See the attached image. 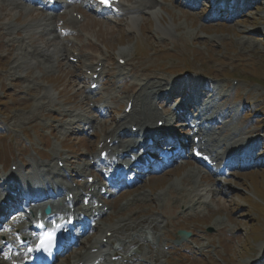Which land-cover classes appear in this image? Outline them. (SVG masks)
<instances>
[{"label": "rangeland", "instance_id": "374dc122", "mask_svg": "<svg viewBox=\"0 0 264 264\" xmlns=\"http://www.w3.org/2000/svg\"><path fill=\"white\" fill-rule=\"evenodd\" d=\"M122 1L133 4L135 0ZM155 1L164 8L158 10L159 17L143 12L124 15L116 22L83 12L78 4L68 11L75 10L72 15L83 12L84 19L77 23L69 18L68 25L74 33L59 37L57 20H64V15L51 17L45 23L41 21L44 11H36V8L26 11L17 7L16 0H0V175L14 167L18 169L19 159L23 167L31 168L27 172L38 170L36 164L54 165V157L59 159L57 153L75 162L73 168L79 171L78 159L86 160L91 153H96V142L114 127L124 111V97L135 95L136 98L138 85L147 79L148 82L174 80L179 86L183 75H188L187 87L194 88L198 87L193 84L195 81L207 79L212 90L217 88L225 96L228 94L220 102L222 110H239L234 125L230 120L234 114L212 124L230 121L231 127L220 125L229 135V128H234L241 137L245 135L243 132L264 133V0H240V5L236 3L235 18L230 21L226 16L216 23L209 20L210 0H197L194 7L181 4L186 0ZM41 46L53 51L48 59H55L59 49L61 53L56 55L59 60L56 58L50 65L51 61L35 52ZM80 46V55L75 58L78 62H70L67 56L78 53ZM118 58L125 60L126 65L121 67ZM98 61H101L98 65H103L102 82L93 97L85 100L89 94L84 89H88L89 83L85 82L83 67ZM121 69L124 75L118 76L123 74ZM169 84L172 86V82ZM212 94L217 97L215 92ZM153 97L157 98L158 94ZM104 99L106 111L98 115L93 109L102 106L98 101ZM154 102L153 108L155 105L161 111L162 105ZM209 112L213 113L214 109ZM74 113L107 125L98 136H87L88 127L92 126L75 123L70 118ZM221 136L226 137L227 133ZM51 150L56 154L54 157ZM32 163H36L33 166L36 168L31 167ZM184 163L108 199L107 215L101 219V225H112L121 217L159 216L165 224L157 232L159 249L164 255L157 258V264H264V167L237 172L227 179L218 178L229 186L228 192L214 193L209 198V211L180 216L184 210L175 201L180 194L173 190L175 184H182L184 175L191 176L188 171L196 168L202 175L200 185L212 183V177L198 164L190 160ZM7 174L0 178L8 179L13 172ZM86 174L79 179L84 181ZM236 174L239 176L235 177ZM184 180L187 184L184 183V190L189 189L190 180ZM200 190L206 196L210 194L204 188ZM164 191L169 196L162 199L163 203L154 199ZM142 192L151 200L130 203L126 210L120 208ZM217 223L221 224L220 229H217L219 225L215 228ZM97 228L92 237L96 236ZM178 229L190 230L193 238L180 241L175 233ZM197 241L203 248L196 249ZM165 243L168 244L164 246ZM133 250H138V246Z\"/></svg>", "mask_w": 264, "mask_h": 264}, {"label": "bare ground", "instance_id": "6f19581e", "mask_svg": "<svg viewBox=\"0 0 264 264\" xmlns=\"http://www.w3.org/2000/svg\"><path fill=\"white\" fill-rule=\"evenodd\" d=\"M16 2L19 4L18 0H16ZM73 3H77V0H74ZM13 4L15 6H17L15 2H13ZM83 4H84V2H83ZM17 7L19 9H24L26 11H29V9H28L29 7H26L23 4H19V6H17ZM161 9L163 10L164 8L162 7V5L160 3L156 2L155 0H147V1L135 0L134 3L131 5H127V4L121 5V10L126 12V14L145 12V10H146L148 12V14L149 13L151 15L153 14L155 18L159 17L160 12L158 10H161ZM74 11L75 10L70 9L66 14H70V13L72 14V12H74ZM50 18L51 17L44 16L41 21H45V23H48ZM70 18L73 19L72 17H70ZM77 23H78V21H77ZM63 27L65 28V26H63ZM166 29H168V28H166ZM42 45H44V44H42ZM61 45H64L67 48V46L64 43H62ZM35 52H36V54H39L42 57L46 58L48 62L51 61V63H49L50 65L54 64L57 59L59 60V56H56V55L61 53L58 49L56 51L57 54L54 55L55 59H48L50 57V55H52L53 51L49 52V49H47L45 46L39 47V49L35 50ZM62 52H64V50ZM70 56L76 57L77 54H74V52H72L70 54ZM99 62H101V61H98L95 65L94 64L84 65L83 68L85 69V72L90 70L91 75L97 74L96 69H94V68H95V66H96V68L99 66L98 65ZM50 68H52V67L50 66ZM139 68H140V66H139ZM131 70H132V68H131ZM142 71H144V70H142ZM99 74L101 75V71L99 72ZM147 80H145L144 82H142L138 85L139 91H138V95L136 96V98H135V95L131 98H129V97L125 98L124 97L125 107H126V104L131 103V110L128 114L123 112L121 118L118 121L114 122V127L111 130L107 131L97 141L98 144L103 143V149H105V150L110 149L112 152L113 151L115 152V150L119 146H122L123 149L121 150V152H124V151L126 152V151H128L129 148L133 149V147H136L135 146L136 143H133L132 145H130V144L128 145V140H127V137H128L127 135H130L133 133V130H132L133 127L136 128L137 131L135 132V134L139 139L143 136H147L152 131L163 129V127L157 128L158 127L157 123L159 121H161L163 124L166 123L165 112L164 111L159 112L156 109L155 105L153 108V104H152L154 101L153 94L154 95L159 94V96H158V99H159L161 94H165L167 92H170V90H172L174 92L178 86H176L174 84V80H172V81L164 80L165 82H163L162 79L156 80L154 82H148ZM151 81H153V80H151ZM93 82L94 81L90 82L89 85H91ZM168 82L169 83L172 82V86ZM200 84L203 86V83H200ZM204 89L206 91H203L202 94H200L199 101L205 97V94H211V91L208 90L207 86L204 87ZM85 91L89 94V95H87L85 93L86 96L84 97V99L87 100L90 97V95H92L93 91H91L89 88L84 89V92ZM185 91L188 92L189 90L186 89ZM190 91H192V90H190ZM212 96L214 98H216L215 94H212ZM104 103H105V101H102V105H104ZM192 105H194V103ZM103 107L104 106L98 107L96 112L97 113H104L106 110L103 109ZM210 109H214V112L210 113L209 112ZM200 111L202 112L204 118L206 120H209L210 123L217 122L219 120H222L223 118L225 119L226 116L229 117L230 114L235 115L237 113L236 110H231V109L220 112L218 108H214V106L210 105V104H206ZM222 115H224V117ZM70 118H72L75 123H78V121H79L84 125H87L88 122L90 121V118L88 116H86L84 114L82 115L81 113H78L77 115H75V113H74V115L70 116ZM190 122L200 123L199 119L197 117L195 118L194 116H192V120H190ZM229 123H230V121L227 122L224 120L223 122H220L219 125H221L222 128H227ZM231 124H232V121H231ZM230 127H231V125H230ZM63 128L65 129L66 126L64 125ZM100 128H102V126H100ZM229 130H231L230 135L228 134L227 137H222V136H220V133H217V134L211 133L209 131V128H207V127H203V128L200 127L199 132L196 134V136L198 135V136H201L202 138L205 137V143L208 146L207 149L211 152V154L215 158H218V156H219V162H220L221 166H222V163L226 157H228L230 161L239 160L240 166H241L248 159H246V158L240 159L235 154H233L231 151L228 152L227 149L235 148L237 146H243L249 150H254L255 148H257V143L254 142L253 140H249V139H239L238 137L241 134H239L234 128H229ZM189 131L191 132V130H189ZM120 132H123L124 134H120ZM226 138H228V139H226ZM108 139L110 140L109 142H107ZM115 141H118V144L110 146V143L115 142ZM123 143H125V145ZM209 143H211V144L209 145ZM209 147H211L212 149ZM220 147H222V149H221L222 152L219 150ZM99 154H100V152H97V156H99ZM90 155L92 156L90 159L95 160V158H93L94 153H91ZM87 159L86 160L79 159V161L81 163L80 164L81 168L79 169V171H77L76 168H73L75 165L74 162H72L71 160H69L67 158H59L58 159L57 156H55L53 159L56 161L54 165H51L50 163H46V164H36L37 162L34 164L32 163L31 167L35 166V164H36V167H39L41 169H47V172H45L42 175L25 174L23 179L25 181H28V183L33 179H37L38 180L37 185H39V184H43L40 182H46L49 180V178L47 177L49 174L53 175L54 177H58V178L61 177L64 180L63 183L65 185H67L68 193L73 194L74 204H77V206H79L83 200V196L80 193L81 191H85V192H89V193L94 194V192L91 189L95 185H87L86 179L91 176L90 171L95 166H94V164L91 165L89 159L88 160ZM252 159H255V157L253 156ZM59 162L63 163L62 168L57 167ZM68 172H71V176H73V178H82L81 177L82 174H84L86 172H89V173L84 176L85 181L83 184H81V185L77 184L76 186H73L71 181H74V180H71L69 183L65 182L69 177ZM188 172L191 173L192 175L188 176V177L184 175V178H182L183 183L180 185H178V183H177L173 187L174 188L173 190L180 192L179 197L176 198V200H175L176 202L179 201L182 209L184 210V211L180 212V214H179L180 216L187 215V213H190L193 211L194 212H197V211L207 212V211H209V209H208L209 198L213 196L214 192L216 195H224L226 192H228V189H229L228 185L225 186L224 183H221V181H219L218 177L222 175V174H220L219 171L216 173H213V180H212V183L210 186H208V185L203 186V185L199 184L202 180V175H201V172L199 169L189 170ZM7 175H9V174H7ZM15 176H16V173L13 172L12 177H8V179H2L3 184L10 185V184L14 183L15 182L14 181ZM186 178H188V180H190V183L192 184V186L189 189L184 190V187H185L184 183L186 184L184 179H186ZM197 181H198V183H197ZM15 183L17 185L16 188H20L22 193H24L25 184L24 183L20 184V182H18V181H16ZM179 183H181V181ZM84 185L86 186V188L84 187ZM170 186H172V185H170ZM49 187L53 188V180L48 184L47 188H49ZM16 188H13L12 191H16ZM37 188H39V187H37ZM200 188H204L205 192L210 191V194L208 196H206V193L202 194L201 193L202 190H200ZM182 192H185V194H183ZM162 193H167V191L161 192L160 194L157 195L156 198L154 197V199H157L158 201L162 202V199L164 201L166 199V197L169 196L168 193L166 195H163ZM45 194L46 193H41L40 196H44ZM63 194L64 193H62V195L61 194L57 195V196L55 195L54 199L58 198V197H61V199H62ZM0 195L2 196L0 198V201L4 200V203L9 204L8 203L9 197L7 200L5 197H3L4 194L1 190V188H0ZM24 195L30 196L29 192H26ZM37 196L38 195H36L35 197H32V199H35ZM80 196H81V198H79ZM149 197L150 196L147 195L146 193H143V192L139 193L138 195L134 196L131 200H128L127 202H125L123 207H126L131 202H137V201H141L144 199L148 200V199H150ZM25 198L26 197H24V199ZM184 198H186V199L188 198V200H186ZM0 205H1V202H0ZM26 207H29V205ZM120 208L123 209L122 207H120ZM103 215H106V213L101 212L102 217H103ZM163 221L160 219L159 216H154V215H152L150 217L146 216V217L136 218V219H132L131 217L130 218L121 217L119 219H116V221L112 225H108V224L101 225V220H99V223H98L99 227L96 230V236L94 234V236L91 239L86 238L85 244H84L82 250L79 252H73V255H72L69 262L60 263V264H80V263L84 264V263L89 262V260H91V262L93 263L95 260H98V259L105 262L108 257H107V255H105L104 248H107L109 245L112 244V242H111L112 239L117 241V245L114 247L110 246L109 250H112L114 252L117 251V253L109 255V259L111 256H114L117 254H124V256H121V259L119 261H116L112 264H157V258L162 257L164 255V253L159 249L158 236H156L155 233H153V232H156V233L160 232L165 227V224H163ZM145 226H148V230L145 228ZM214 226H215V228H216V226H218L217 229H220L221 224L217 223ZM20 227L24 228L25 223L20 225ZM230 231L231 230H228V232H230ZM107 233H110V237H108V238L106 237ZM104 238H107L105 243H103ZM87 240H89V241L86 242ZM196 243L198 244V247L196 248L197 250L203 248V246L200 245L201 243L199 241H197ZM145 244H151V245L155 246V249L153 251H148L145 248V246H146ZM163 245H165V244H163ZM134 246H139L138 248L140 250H130ZM0 264H7V262L0 260Z\"/></svg>", "mask_w": 264, "mask_h": 264}, {"label": "snow or ice", "instance_id": "6c2138e0", "mask_svg": "<svg viewBox=\"0 0 264 264\" xmlns=\"http://www.w3.org/2000/svg\"><path fill=\"white\" fill-rule=\"evenodd\" d=\"M99 2L102 5H105L107 7H111L113 0H99ZM197 155H200L199 152L196 153ZM204 159H208L207 157H203ZM53 234L49 233L47 236L42 237L40 240V244L38 245V249H43L44 251H49L51 249V246L53 244ZM31 251V249H30Z\"/></svg>", "mask_w": 264, "mask_h": 264}, {"label": "water", "instance_id": "95a60500", "mask_svg": "<svg viewBox=\"0 0 264 264\" xmlns=\"http://www.w3.org/2000/svg\"><path fill=\"white\" fill-rule=\"evenodd\" d=\"M47 211H48V210H47ZM178 234H183V235H184L185 233L180 231V232H178ZM186 235H187V234H186Z\"/></svg>", "mask_w": 264, "mask_h": 264}]
</instances>
